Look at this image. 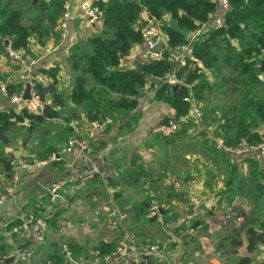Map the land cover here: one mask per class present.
<instances>
[{
    "label": "crops",
    "instance_id": "1",
    "mask_svg": "<svg viewBox=\"0 0 264 264\" xmlns=\"http://www.w3.org/2000/svg\"><path fill=\"white\" fill-rule=\"evenodd\" d=\"M19 1H23V10L30 8L34 13L33 16L23 18L22 23L25 25L38 16L35 7L37 0ZM74 1L76 0H65L70 3L72 18L68 21L65 38L60 45V31L57 26L54 27L58 34L57 40L50 37L45 47L35 41L30 44L32 51L38 55L33 72L57 67L59 73L56 87L65 95L73 88V74L69 71L67 62L69 49L76 43L85 47L83 41L96 30L102 29L101 23L87 26ZM146 16L148 14L143 12L141 21ZM3 54L0 55V61L4 59ZM136 56L134 47L131 53L122 59L121 67H133L136 64ZM0 74L2 75L1 72ZM141 92L136 110L126 113L120 119L102 122V129L93 127L79 113L69 121L71 129H81L82 138L90 148V157L100 170L92 180L78 187L70 183L72 170L79 167L77 148L64 150V121L60 118L55 119L59 120V123L47 120L44 124H53L51 128L44 124H32V127L28 128L31 122L27 120L18 124L17 130L10 134L11 141L0 148L1 158L10 153L14 158L17 154L27 165L5 173L0 162V190L4 194L0 204V259L12 255L13 246L9 239L16 241V244L24 243L18 240L19 225L16 226L21 214L33 212L41 215L49 207L50 189L62 183L61 191L69 197V205L48 221L45 244L36 249L32 258L24 264H52L48 258L62 256V246L66 243L72 246L76 253L73 255L78 259L89 257L93 247L100 242L115 240L117 243L114 251L122 243L125 233L131 232L157 242L160 249L166 251V258H156L153 260L154 264H237L238 259L245 256L251 260L264 261V244L257 245V250L252 254L246 251L247 241L240 217L237 220L240 224L237 230H234L232 225L225 226L223 223L229 216L227 203L233 204L240 198L243 201L247 196L245 187L255 191L253 196H248L250 201L245 205L255 206L251 201L257 199L258 194L248 180L249 172L247 176L234 174L241 169L249 171L250 163L242 165V161L235 163L226 160L227 155L214 147L216 137L221 136H214L212 129L205 125L203 127L196 123L193 133L190 128L181 138L173 139L174 132L168 131L162 124V119L165 116L173 117L174 110L167 103L156 100L152 88L145 87ZM3 104L4 109L0 111L7 110V103ZM179 128L180 125L178 130ZM44 140L56 148L54 159H39ZM189 141H193L195 145H203L202 149L208 151L212 144L215 152L213 154L217 155L213 156L209 152L208 161H203L196 155L189 157L183 152L184 149H181ZM197 158L203 164H197ZM189 163L192 167L199 166L203 169L191 168ZM222 165L228 170L230 167L233 175L223 174ZM232 166L235 171H232ZM206 168L210 173L205 174ZM189 176L193 178L187 180ZM224 177L227 180L222 185ZM106 178L108 182L104 181ZM170 180L185 183V189L198 195L206 206V211L201 209L199 214L203 224L192 234L196 237L181 229L186 226L189 206L173 193ZM233 183L237 189H230ZM6 187L10 188V192L6 191ZM109 188H114L113 195ZM146 199L165 207L168 210L166 214L177 213V219L168 222L152 220L147 211L141 215L140 202ZM214 212L218 213V217L212 221L209 218ZM250 226L259 228L254 222ZM235 231L241 239V246L237 248L229 238ZM167 233H172L173 238L168 239ZM218 233L219 237H212ZM63 256L64 261L60 264H68L65 254ZM148 259L141 258L135 264H148Z\"/></svg>",
    "mask_w": 264,
    "mask_h": 264
},
{
    "label": "trees",
    "instance_id": "2",
    "mask_svg": "<svg viewBox=\"0 0 264 264\" xmlns=\"http://www.w3.org/2000/svg\"><path fill=\"white\" fill-rule=\"evenodd\" d=\"M22 3L19 0H0V55L3 54L2 41L5 38L9 40L11 48L25 49L33 56L37 54L30 52L32 41L45 47L50 37L55 40L58 38L54 27L64 12L65 0H37L35 7L38 16L25 25L22 23ZM228 3L229 10L225 12L223 25L208 28L205 31L206 39L193 44L192 66L177 70L176 76L184 81L174 88L165 81L175 65L173 54L187 44L189 31L208 23L211 16L217 17L223 13L218 2H99L103 13L101 32L87 37L83 41L85 47L76 43L69 49L67 62L73 74L71 92L65 95L57 90V67L40 70L48 72L52 78L48 86L37 84L35 88L37 97L44 103L42 113L35 114L25 109L15 112L11 108L0 111V148L8 145L10 134L25 120L31 122L29 128L32 124H44L47 120L60 118L65 123L62 135L66 140L73 132L69 121L77 113L84 116L88 123L120 119L137 109L141 91L145 87L152 88L155 99L167 103L174 110L172 118L180 128L173 131V139L181 138L190 128L193 133L196 127L195 119L190 115V103L183 100L189 95L190 88L191 96L203 114V127H210L214 136H221L226 146H235L242 141L248 145L264 143V81L260 80V76H264V0H228ZM143 12L154 20L166 46L161 48L159 59L123 68L122 59L142 40L140 22ZM19 88L18 83L9 85V95L17 93ZM214 95L220 101L214 99ZM69 99L83 110L70 107ZM169 119L163 117L162 124L167 126ZM41 148L39 159L50 157L56 152V148L47 140H44ZM6 155L1 158L0 153L5 173L10 171V161L13 159L11 153ZM232 171H235L233 166ZM248 180L257 193L264 192V172L258 170L255 161L250 162ZM153 203L164 213L168 212L159 203L146 199L140 202L141 215ZM150 219L155 220L152 217ZM253 222L259 228L250 226ZM19 223L20 220H17L16 226ZM202 224L199 214L191 221L193 229ZM241 225L245 230L246 251L252 254L257 250V245L264 244V220L259 216L250 219L245 217ZM181 229L186 230L187 227ZM229 238L236 248L241 246L238 232H233ZM116 243L115 240L100 242L93 247L92 252L96 251L100 256L108 254L116 247ZM66 245L73 259L77 260L72 246ZM63 254L50 257L48 261L60 264L64 261ZM148 258L147 263L154 264L155 259ZM249 261V257H240L237 264H247Z\"/></svg>",
    "mask_w": 264,
    "mask_h": 264
},
{
    "label": "built area",
    "instance_id": "3",
    "mask_svg": "<svg viewBox=\"0 0 264 264\" xmlns=\"http://www.w3.org/2000/svg\"><path fill=\"white\" fill-rule=\"evenodd\" d=\"M101 1L105 0L74 1L75 6H77L82 13L87 26L96 25L102 22L103 13L99 7V2ZM213 1L218 2L223 13L217 17L211 16L208 23L187 33V44L181 47L177 53L173 54L175 65L165 80L168 85L178 87L183 84L184 80L177 77L176 73L179 68L192 66L191 61L193 60V44L206 38L205 31L208 28H218L223 25L225 12L229 10L228 0ZM65 3L64 12L57 21V29L60 31L59 45L65 38L68 21L72 18L70 3ZM140 32L142 40L134 46L137 51L136 63L144 64L152 60L159 59L161 57V45L165 44V41L160 29L154 23V20L149 16L143 18L140 22ZM6 41L7 44H5ZM2 43L6 59L0 61V72L2 73L0 76V110L4 109L3 103L6 102L7 109L11 108L15 112H20L25 109L35 114H41L44 103L37 97V91L35 88L37 84L48 86L52 82V78L48 75V72H33V66L37 64L38 57L31 55L25 49L11 48L7 38H5ZM30 52H33L31 47ZM260 80L264 81V76H260ZM16 83L20 84V88L16 90L17 93L9 95V85H15ZM27 84L31 87V97L28 100L22 98ZM183 100L190 103V113L193 115L195 122L197 124H201L203 114L200 107L194 102L191 96L190 88L189 95L184 97ZM91 125L95 128H103V124L99 122H91ZM166 128L170 132L177 130V121L170 117ZM215 140L216 148L225 152L227 160H232L235 163L242 161V165H247L250 162L255 161L258 165V170L264 172V143L248 145L245 141H242L238 145L230 147L226 146L225 141L220 137H216ZM72 147L77 148L76 155L79 167L72 170L70 183L73 186L78 187L79 185H84L89 180H92L100 173V170L90 157L89 145L82 138V131L80 128H75L72 134L65 140L64 150L68 151ZM54 158L55 154H52L50 159ZM20 166H27L20 158H13L10 161L11 170ZM170 184L172 185L173 193L183 199L189 206V212L186 218V233L192 235L197 228L193 229L191 227V221L194 220L198 214H200L202 199L198 195L186 190L185 183L170 180ZM6 188V191L10 192V188ZM62 188L63 184L58 183L50 189L49 207L41 215H37L33 212L21 214L18 228L20 238L18 240L23 242L28 241V244L25 248L18 249L17 246L20 245V243L16 244V241L9 239L8 241L13 246V252L11 255L13 258L8 264H24V262L29 261L32 258L33 252L36 249L45 244V233L49 227L48 221L59 214L60 211L65 210L69 205V197L62 193ZM3 199L4 194L0 190V204L3 202ZM147 214L149 217L161 220L160 207L154 203L148 209ZM168 234L173 238L174 235L172 233ZM62 249L65 257L67 258L68 264H135L144 256L160 260L166 258L164 252L157 245L149 243L147 240L144 241L132 232L125 233L122 243L119 244L114 251L101 256L94 251L91 252L90 256L85 259L74 260L66 244H63ZM247 264L263 263L262 261L251 260Z\"/></svg>",
    "mask_w": 264,
    "mask_h": 264
},
{
    "label": "rangeland",
    "instance_id": "4",
    "mask_svg": "<svg viewBox=\"0 0 264 264\" xmlns=\"http://www.w3.org/2000/svg\"><path fill=\"white\" fill-rule=\"evenodd\" d=\"M36 1V0H35ZM21 11H22V20H23V18H25V17H27L28 15L29 16H33L34 15V13L33 12H31V10H30V8H24V10L21 8ZM30 22V21H29ZM101 28L100 29H98V30H96L94 33H99V32H101ZM4 55V54H3ZM38 55H36L35 57H37ZM4 59H6V56L4 55ZM0 76H1V74H0ZM230 96H233L232 94H230ZM214 99H216V100H218V101H220L218 98H216V96L214 95ZM46 123V122H45ZM47 128H51L52 126H54L53 124H51V123H47V124H44ZM203 148V145H200V144H198V145H195V144H193V141H189V143H187L184 147H181V149L183 150L184 149V153L186 154V155H188L189 157H194L195 155L197 156V157H199L200 159H202L203 161H208V157H209V152L213 155V156H216L217 154H213V152H214V147H213V145L212 144H210V147H209V151L206 149V150H204V149H202ZM211 148V149H210ZM216 148V147H215ZM215 153V152H214ZM221 157V156H220ZM225 157V156H224ZM223 159V158H222ZM227 160V159H226ZM184 161H185V158H184ZM197 164H203V163H200L199 162V159L197 158ZM188 166H190L191 168H194V169H199V170H201V169H203V167H199V166H195V167H192V165H190V163L188 164ZM184 167V163L182 164V168ZM205 168V167H204ZM241 167H239V169H240ZM221 170L223 171V174H225V175H227V174H229V176L230 175H233V173L231 172V170H230V167H229V170H228V168H226L225 166H223L222 165V167H221ZM206 172H208V169L206 168L205 169V174H206ZM249 171H247L246 169H241V170H237V172H235L234 174H237L238 176H247V173H248ZM208 173H210V171L208 172ZM193 177L192 176H189V177H187L186 179L187 180H191ZM196 178V177H195ZM184 179V178H183ZM185 180V179H184ZM196 180V179H195ZM227 179L224 177V179L222 180V185H223V183L226 181ZM238 180V178L236 177V181ZM186 181V180H185ZM234 188H236L235 187V183H233L232 184V186L230 187V189H234ZM237 189V188H236ZM244 191H245V193H246V195L247 196H245V198L243 199V201H242V199L240 198V199H238L237 201H235L233 204H231V203H227L228 204V210H229V216L224 220V224H226L225 226H230V225H232V227H233V229L234 230H237V229H239V223H238V218L240 217L241 218V220L243 221V219L246 217V218H248V219H250V218H255V217H257V216H259V217H261L262 218V220H264V192H262V193H257L258 194V198L257 199H254L253 201H251V202H253V204H255V206H248V205H245L246 203H249V201H250V199H249V197L248 196H253L254 194H255V191H251V190H249V189H247L246 187H245V189H244ZM256 197V196H255ZM258 222H259V220H258ZM166 234V233H165ZM199 233L197 232V235H198ZM187 236V235H186ZM188 236H190V235H188ZM193 236V235H192ZM192 236H190V237H192ZM219 237V233H218V235L216 234V235H212V237ZM166 237H168V239H170V236H169V234L167 233V235H166ZM193 237H196L195 235L193 236ZM192 237V238H193ZM144 241H148L149 243H152V244H155V245H157L159 248H160V245L157 243V242H155V241H151V240H149V239H145V238H142ZM214 239V238H213ZM194 241H196V240H194ZM163 249V248H162ZM161 249V250H162ZM163 252H164V255L165 256H167L166 255V251L163 249L162 250ZM229 262H231V261H229Z\"/></svg>",
    "mask_w": 264,
    "mask_h": 264
},
{
    "label": "water",
    "instance_id": "5",
    "mask_svg": "<svg viewBox=\"0 0 264 264\" xmlns=\"http://www.w3.org/2000/svg\"><path fill=\"white\" fill-rule=\"evenodd\" d=\"M5 44H7V41L5 42ZM82 45H83V44H80V46H82ZM161 48H165V44H162V45H161ZM109 69H110V68H109ZM174 88H176V87H174ZM71 90H72V88H71ZM30 91H31V87H30L29 84H27V85H26V88H25V91H24V93H23V95H22V98H23V99H27V100L30 99V97H31ZM68 105H69L70 107H72V108H77V109L80 110V111L83 110L81 107L76 106V105L71 101V99H69V101H68ZM54 121L57 122V123L60 122L59 120H54ZM14 158H18V155L15 154V155H14ZM104 181L107 182V178L104 179ZM109 192L113 195L114 188H109ZM201 209L204 210V212H205V211H206V206H205L204 204H202V205H201ZM122 210H123V211H129V210H127V209H122ZM217 217H218V213H217V212H214V213L210 216L209 219H211L212 221H214L215 218H217ZM160 219H161L162 221H166V222H168V221H175V220L177 219V213L173 212V213L166 214V213H164L163 210L160 208ZM27 244H28V241H25L23 244H20V245H18L17 247H18V249H23ZM218 253H219V252H218ZM12 258H13L12 256L7 257V258H1V259H0V263H2V264H8V263L12 260ZM143 258H148V257H147V256H144Z\"/></svg>",
    "mask_w": 264,
    "mask_h": 264
},
{
    "label": "bare ground",
    "instance_id": "6",
    "mask_svg": "<svg viewBox=\"0 0 264 264\" xmlns=\"http://www.w3.org/2000/svg\"><path fill=\"white\" fill-rule=\"evenodd\" d=\"M205 39H206V38H205ZM205 39H203V40H205ZM203 40H202V41H203ZM181 79H182V78H181ZM173 87H177V86H173ZM190 115H191V116H193L191 113H190ZM199 125H200V126H202V123H201V124H199ZM216 149H217V148H216ZM217 150H218V151H222V150H220V149H217ZM155 204H156V203H155ZM156 205H157V204H156ZM138 237H139V236H138ZM139 238H141V239H142V237H139Z\"/></svg>",
    "mask_w": 264,
    "mask_h": 264
}]
</instances>
